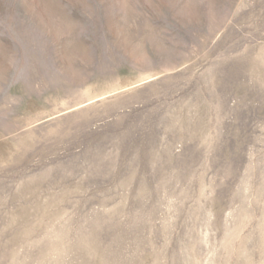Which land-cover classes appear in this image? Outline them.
<instances>
[{
  "label": "rangeland",
  "instance_id": "1",
  "mask_svg": "<svg viewBox=\"0 0 264 264\" xmlns=\"http://www.w3.org/2000/svg\"><path fill=\"white\" fill-rule=\"evenodd\" d=\"M0 264H264V0H0Z\"/></svg>",
  "mask_w": 264,
  "mask_h": 264
}]
</instances>
